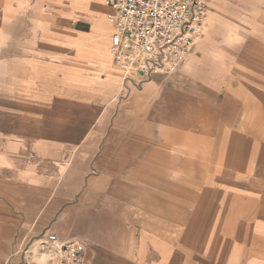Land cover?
I'll list each match as a JSON object with an SVG mask.
<instances>
[{"label":"crops","instance_id":"0c3cea01","mask_svg":"<svg viewBox=\"0 0 264 264\" xmlns=\"http://www.w3.org/2000/svg\"><path fill=\"white\" fill-rule=\"evenodd\" d=\"M205 2L192 51L144 77L113 63L105 0H0V264L41 263L48 234L85 264H264V83L243 60L264 0Z\"/></svg>","mask_w":264,"mask_h":264},{"label":"built area","instance_id":"2783aa9c","mask_svg":"<svg viewBox=\"0 0 264 264\" xmlns=\"http://www.w3.org/2000/svg\"><path fill=\"white\" fill-rule=\"evenodd\" d=\"M113 30L108 46L115 66L126 76H167L192 51L202 35L205 0H105ZM82 241L46 236L41 263L85 264Z\"/></svg>","mask_w":264,"mask_h":264},{"label":"rangeland","instance_id":"374dc122","mask_svg":"<svg viewBox=\"0 0 264 264\" xmlns=\"http://www.w3.org/2000/svg\"><path fill=\"white\" fill-rule=\"evenodd\" d=\"M105 18V24L103 26V28L100 29L99 36L101 38H105L106 36H108V34L110 33V28L107 25V21H106V14H104ZM262 46H261V50H259V52L254 53L252 56L248 55L246 58H243V60H245L246 65L250 66V67H254L256 70L255 71H248L246 73V76L244 77V80H246L247 82L249 80H261L262 83H264V40L261 42ZM14 50L16 51V48H14ZM15 57L17 58V55H15Z\"/></svg>","mask_w":264,"mask_h":264},{"label":"bare ground","instance_id":"6f19581e","mask_svg":"<svg viewBox=\"0 0 264 264\" xmlns=\"http://www.w3.org/2000/svg\"><path fill=\"white\" fill-rule=\"evenodd\" d=\"M205 20V19H204ZM110 22V21H109ZM201 29H202V27H201Z\"/></svg>","mask_w":264,"mask_h":264}]
</instances>
